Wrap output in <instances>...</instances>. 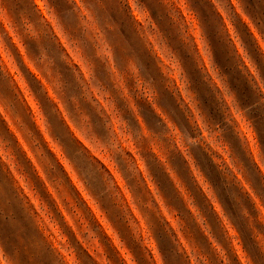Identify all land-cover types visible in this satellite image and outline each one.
<instances>
[{
	"label": "clouds",
	"instance_id": "clouds-1",
	"mask_svg": "<svg viewBox=\"0 0 264 264\" xmlns=\"http://www.w3.org/2000/svg\"><path fill=\"white\" fill-rule=\"evenodd\" d=\"M0 264H264V0H0Z\"/></svg>",
	"mask_w": 264,
	"mask_h": 264
}]
</instances>
